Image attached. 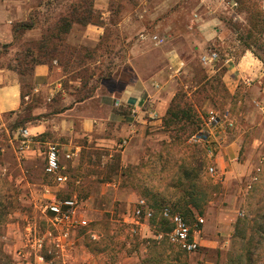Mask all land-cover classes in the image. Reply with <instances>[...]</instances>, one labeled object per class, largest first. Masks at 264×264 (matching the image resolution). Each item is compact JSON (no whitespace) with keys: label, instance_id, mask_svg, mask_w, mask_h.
Returning <instances> with one entry per match:
<instances>
[{"label":"rangeland","instance_id":"rangeland-1","mask_svg":"<svg viewBox=\"0 0 264 264\" xmlns=\"http://www.w3.org/2000/svg\"><path fill=\"white\" fill-rule=\"evenodd\" d=\"M44 1L33 0L39 27L46 26L39 16L43 20L47 11L43 13L38 8ZM62 1L67 2L66 11L71 10V4L79 3V16L84 17L88 3L97 0ZM181 1L188 13L199 8L220 15L224 36L208 47L219 52L221 60L217 65L223 66L230 58L237 63L245 50L264 59V0ZM60 9L52 8L53 17L61 14L63 9ZM109 9L113 25L124 18L128 20L125 37L128 47L142 33L154 31L148 17L151 8H145L139 0H110ZM182 19L177 24H184ZM194 20L193 15L190 28H195ZM110 32L100 53L109 54L103 67L85 66L93 57L89 48L76 49L74 53L65 46L61 48L60 57L71 75L68 81L76 79L82 83L78 88L79 99H88L92 91L96 93L98 82L112 77L125 56L118 53V32L114 29ZM22 46L27 50L35 45ZM8 51V46L0 42V59L17 57ZM182 56L190 71L186 78L180 79L178 106L172 112L184 110L186 118L183 116L179 121L165 116L160 124L134 137L130 145L90 149L78 162L64 161L71 178L64 188L45 174L46 145L42 155L21 156L17 151L16 136L33 119L32 106H26L18 116H0V264H42L35 258L33 243L35 237L45 236L43 255L47 263L64 264L47 235L54 227L45 208L54 199L69 198L79 201L82 215L90 221V228L77 234L72 264H143L141 258L144 264H177L176 261L199 264L200 256L182 252L166 238L154 237L161 230L157 220L151 224L153 234L149 235L147 230L144 237L140 227L137 233L131 232L125 219L139 199L154 207H171L183 214L195 229L199 227L198 217L216 218L222 209L225 211L235 203L239 210L233 213L236 223L223 264H264V75L253 78L251 85L242 83L236 91H230L220 73L208 75L201 56L192 52L189 45L183 47ZM24 78L29 80V70ZM87 106L94 104L90 102ZM213 118L223 124L222 134L214 132L216 140L219 137L239 140V163L249 169V174L234 182L240 192L236 200L230 195L232 187L227 190L224 178L210 173V168L217 170V166L205 144L196 141L200 133L209 130ZM178 200L186 201L187 206H179ZM238 220L242 221L239 229L246 233L244 239L236 231ZM92 233L97 235L96 240L91 238ZM18 252L23 255L17 257ZM164 256H169L168 260Z\"/></svg>","mask_w":264,"mask_h":264},{"label":"crops","instance_id":"crops-1","mask_svg":"<svg viewBox=\"0 0 264 264\" xmlns=\"http://www.w3.org/2000/svg\"><path fill=\"white\" fill-rule=\"evenodd\" d=\"M139 1L145 8H151L148 17L153 22L151 27L154 31L142 33L139 39L133 40L131 47L125 43L128 20L124 18L118 24L111 23L110 0L94 2V20L87 25L74 23L66 35L65 47L70 50L89 48L92 51L93 57L86 67L94 69L106 63L105 58L109 54L105 52L101 56L100 53L113 29L118 32V53L125 55L120 59L117 72L98 82L96 93L92 91L88 99L82 100L78 98V88L82 83L76 79L68 81L71 75L65 71L68 66L60 56L43 58L35 51L33 55L39 61L33 65L29 80L14 69L23 61L19 58L27 56L28 51L23 49V44L36 45L41 41L44 29L54 25H50L51 22L56 23L69 15L65 6L67 2L46 0L40 4L38 8L43 13L47 11V14H44L46 17L43 20L39 16L41 23L46 25L39 27L33 0H0V42L8 46L11 56L13 52L14 56L15 53L17 55L12 60L0 59V116H18L26 106H32L30 117L33 119L24 129L30 131L34 145L27 154L42 155L44 145L54 143L65 153L72 154L73 162H78L90 149L130 145L134 137L151 130L166 116L177 94L181 77L186 78L190 71L182 56L183 47L189 45L192 52L202 57L211 43L224 36L225 28L220 15L210 8V11L192 9L188 13L181 0ZM55 6L63 9H60L62 12L58 17H53L54 14L50 12ZM140 13L143 17V13ZM193 15L196 25L190 28ZM181 17L184 18L182 25L177 24ZM32 21L36 23L32 29L16 32L15 24ZM244 52L237 63L226 60L223 66L205 68L206 72L208 75L220 73L229 90L236 91L242 83H246L245 80L264 75L261 60L250 50ZM90 102L94 107L87 106ZM214 140L218 146L211 159L218 171L214 168L213 176L224 178L227 190L230 191L232 187L230 195L236 200L240 192L234 182L249 174L248 166L239 163V140H227V137ZM237 210L238 206L231 204L229 209H222L216 218L198 217V229L191 226L200 239V252L194 255L200 256L199 264H223L236 223L233 213ZM200 219L204 223H199ZM140 228L144 237L147 230L149 235L153 234L151 223L143 224ZM168 257L164 256V259L168 260ZM142 259L140 262L144 264Z\"/></svg>","mask_w":264,"mask_h":264},{"label":"built area","instance_id":"built-area-1","mask_svg":"<svg viewBox=\"0 0 264 264\" xmlns=\"http://www.w3.org/2000/svg\"><path fill=\"white\" fill-rule=\"evenodd\" d=\"M220 60L219 52L212 49L208 50L201 57V61L206 67H213ZM227 60L232 62L231 58ZM252 81L250 79L245 80V84L251 85ZM222 128L223 124L221 120L213 118L209 130L203 131L196 137V141L205 144L210 158L215 156L216 147L218 146V142L214 140V132H222L220 131ZM17 143V151L21 156L32 151L34 141L28 129L19 131L17 134ZM46 147L45 174L53 179L58 187L64 188L68 186L71 178L66 173V167L63 162L73 160V155L65 153L58 144L48 143ZM214 172V168H210V173L213 174ZM45 209L49 214V221L54 227V231L49 232L47 235L50 237V241H52L63 263L72 264L70 259L75 250L77 234L83 229L90 228V221L82 215L81 205L75 198L65 200L54 199L47 204ZM155 217L156 211L154 206L145 199H139L134 205L131 214L125 219V223L130 226L131 232L137 233L138 227L151 223ZM160 217L170 222L171 229L168 232L158 233L155 235L156 239L162 240L166 238L170 244L189 255H195L200 252V239L196 237L190 223L181 213L174 211L171 207H164L160 212ZM199 223H204L203 219H200ZM46 237H35L33 243L35 258L42 264H48L43 255ZM91 238L96 240L97 235L92 233ZM22 255V252L16 253L17 257H21ZM91 264L97 263L92 262Z\"/></svg>","mask_w":264,"mask_h":264},{"label":"trees","instance_id":"trees-1","mask_svg":"<svg viewBox=\"0 0 264 264\" xmlns=\"http://www.w3.org/2000/svg\"><path fill=\"white\" fill-rule=\"evenodd\" d=\"M93 4H94L93 1L88 3V9L86 10L87 16H84L85 18L79 16V13H78L79 9H80V7L78 6L79 3L72 4L70 6L71 10L69 11V15L67 17H62L54 25L49 26L46 29H44L43 37H42L41 41L38 42L35 46L27 48V51H28L27 56H22V58H19V60H23V61H20L14 69L16 71H18L22 76L25 75L26 70H29V76H30L32 74V71H33V65L39 61V59L33 55V54H36L35 51H37V53L39 55H42L43 58H55V57L57 58L60 55H62L61 48L64 47V41H65L66 35L71 30L73 24L79 23V24L87 25L94 20V16L96 14V11L93 9V6H94ZM35 25H36V23L34 21H32L31 23L19 24L18 27L16 28V32H22V31L27 30V29H32ZM75 51L76 50L73 49L72 52L74 53ZM257 58L260 59L262 62L264 61V59L259 55H257ZM67 68H65V71H67ZM177 106H178V96H175V98L171 102L170 108L168 109L166 116H169V118L172 117L176 120L179 118L180 119L179 121H182L183 116L185 117V115H186L184 110H181V112L180 111L175 112V113L172 112V110ZM167 121L168 120H166V122ZM177 203L179 204V206H182L183 208H185L187 206L186 201L182 202L181 200H178ZM164 207H166V206H164ZM164 207H160V206L154 207V209L156 211V217L151 222V224H152V223H155V221L157 220V223H158L159 227L161 228L159 233L168 232L171 229L170 222L160 217V212ZM174 211H176V210H174ZM186 220L189 222V220L187 218H186ZM241 223H242V221L239 220L237 225H236V231L240 235H243V239H244V238H246V233L243 232V230L239 229ZM48 259H50V257H48ZM52 260H53V258H52ZM53 263L56 264L55 261Z\"/></svg>","mask_w":264,"mask_h":264}]
</instances>
